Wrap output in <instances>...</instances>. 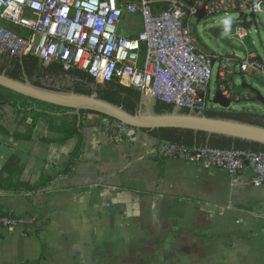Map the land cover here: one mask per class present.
<instances>
[{
  "label": "crops",
  "instance_id": "crops-1",
  "mask_svg": "<svg viewBox=\"0 0 264 264\" xmlns=\"http://www.w3.org/2000/svg\"><path fill=\"white\" fill-rule=\"evenodd\" d=\"M141 22L124 13L119 33L134 36ZM45 123L30 141L0 134V166L17 154L32 184L58 173L75 144ZM79 123L84 145L71 175L42 193L0 190V211L22 216L0 229V264H264V185L254 187L248 169L229 176L161 158L147 134L114 139L94 113ZM3 125L17 129L8 109Z\"/></svg>",
  "mask_w": 264,
  "mask_h": 264
},
{
  "label": "built area",
  "instance_id": "built-area-1",
  "mask_svg": "<svg viewBox=\"0 0 264 264\" xmlns=\"http://www.w3.org/2000/svg\"><path fill=\"white\" fill-rule=\"evenodd\" d=\"M155 1L163 0H0V49L15 56L32 53L45 63L61 62L65 70L82 69L97 84L116 78L141 96L198 113L212 103L208 86L214 68L215 90L231 101L248 98V91L234 84V75L264 81V61L246 50L248 30L239 24L240 12L253 13L256 18L264 0H164L166 7L153 13ZM199 9L204 18L237 14L238 22L229 39L244 46L243 58L237 57L233 48L231 57L198 45L190 21L192 17L197 20ZM124 13L141 17L142 28L134 36L118 32ZM3 21L23 32L12 30ZM108 132L114 139H123L129 135V128L118 123ZM156 152L161 158L206 169L221 167L229 176L248 169L252 185H264L262 151L162 142ZM16 225L11 214L0 216V229Z\"/></svg>",
  "mask_w": 264,
  "mask_h": 264
},
{
  "label": "trees",
  "instance_id": "trees-1",
  "mask_svg": "<svg viewBox=\"0 0 264 264\" xmlns=\"http://www.w3.org/2000/svg\"><path fill=\"white\" fill-rule=\"evenodd\" d=\"M165 7L166 3L164 0L155 1L152 4V11L153 13H157ZM1 23L18 33L23 32L17 26H12L4 21ZM2 72L11 78L20 81L28 80L34 85L45 88L73 91L86 95L97 93L100 98L123 106L132 115L142 108L141 94L132 87L121 84L118 79L114 78L108 82L97 84L87 71L79 68L65 70L61 62L45 63L36 58L32 53L15 56L0 49V73ZM241 86L236 87L242 89ZM253 97L254 95L248 91V98L241 100H250ZM6 109H10L15 115L17 129L13 131H10L3 125ZM173 109L174 105L159 100H155L153 105V110L157 113L171 112ZM180 111L184 113L190 112L186 108H180ZM84 113L94 112L81 111L80 116ZM202 114L209 117L231 119L264 127V111H231L230 109L217 111L208 108ZM99 117L106 122L107 130L110 126L119 123L104 115H100ZM40 119L46 122L48 131L59 135V141L75 139V144L69 152L68 160L58 173H43L38 182L32 184L29 181L23 180L24 165L21 162V158L17 154L12 153L6 157V160L0 166L1 191L15 194L45 192L53 187L55 180L60 176L71 175L81 160L84 135L77 114L73 113L70 109L40 102L0 86V134L11 136L17 141H30L33 138L36 123ZM19 127H22V130ZM138 131L151 137L155 141L156 146L162 142H173L185 145H209L219 149L234 148L252 152H264V145L223 136H208L202 132L194 133L190 130L179 129H139ZM42 140L48 141L47 139ZM54 170L55 167H53ZM6 215L7 213L0 211V216ZM12 217L17 221L22 218V216L14 215Z\"/></svg>",
  "mask_w": 264,
  "mask_h": 264
},
{
  "label": "water",
  "instance_id": "water-1",
  "mask_svg": "<svg viewBox=\"0 0 264 264\" xmlns=\"http://www.w3.org/2000/svg\"><path fill=\"white\" fill-rule=\"evenodd\" d=\"M125 1L122 0V2ZM188 4H191V1H188ZM196 17V22L204 18L202 9L197 11ZM239 17V24L247 30L252 25H256L255 14L253 13L240 12ZM207 31L214 37H220V29L217 27H210ZM227 56L233 57L234 55L227 54ZM256 59L262 60L258 54ZM0 86L40 102L70 109L78 115L79 122L81 111L94 112L99 114V116L104 115L126 125L129 128V135H133L139 129H179L264 145V127L262 126L231 119L209 117L198 112L190 111L184 113L177 107H174L171 112L157 113L153 110L155 100L147 96H141L142 108L132 115L123 106L104 100L97 93L86 95L73 91L45 88L34 85L28 80L20 81L11 78L3 72L0 73ZM241 87L252 92L254 97L250 100L257 102L264 108V96L256 88L248 83H243ZM211 102L222 109H230L232 103L230 99L223 96L218 90L214 91Z\"/></svg>",
  "mask_w": 264,
  "mask_h": 264
},
{
  "label": "rangeland",
  "instance_id": "rangeland-1",
  "mask_svg": "<svg viewBox=\"0 0 264 264\" xmlns=\"http://www.w3.org/2000/svg\"><path fill=\"white\" fill-rule=\"evenodd\" d=\"M237 14L236 13H228V14H217L214 16H209L201 19V21L196 22V18H191V27L197 35L198 45L209 52L218 53L221 55L230 54L231 49H235V55L237 57L243 58L246 54L244 46L240 43L230 40L229 35L234 30L235 25L238 21H236ZM122 27V23L119 27L118 32L121 33L120 28ZM210 27H217L220 29V37H214L210 33H208L207 29ZM248 37H246L244 43L247 51L258 54L262 61H264V8L262 12L258 13L256 16V25H252L248 29ZM126 34V33H123ZM245 82L250 86L257 88L261 94L264 96V86L259 83L256 78L260 77H252L250 75H243ZM241 76L236 74L233 76L234 84L240 85ZM261 79V78H260ZM209 89L211 93L215 91V68L212 69ZM243 90H247L246 88ZM248 91V90H247ZM251 94H253L251 92ZM210 108L213 110H222V108L218 107L211 103ZM230 108L234 110H241L242 108L249 109V111H264V108L258 104L257 102H253L251 100H240V101H232ZM8 111H11L8 109Z\"/></svg>",
  "mask_w": 264,
  "mask_h": 264
}]
</instances>
